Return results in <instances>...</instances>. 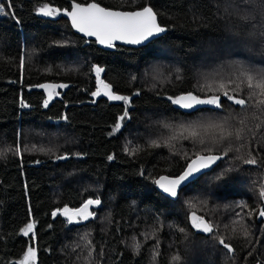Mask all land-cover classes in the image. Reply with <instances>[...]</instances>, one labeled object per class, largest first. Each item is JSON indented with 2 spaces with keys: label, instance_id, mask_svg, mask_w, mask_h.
Here are the masks:
<instances>
[{
  "label": "trees",
  "instance_id": "16d2710c",
  "mask_svg": "<svg viewBox=\"0 0 264 264\" xmlns=\"http://www.w3.org/2000/svg\"><path fill=\"white\" fill-rule=\"evenodd\" d=\"M8 2L0 0L10 13L0 14V264H15L29 247L34 264H264L257 220L264 106H256L264 97L240 106L223 95L248 99L253 90L241 82V67L264 70V7L244 21L234 11L240 0H12V9ZM72 2L151 6L166 31L138 49L102 51L74 35L60 13L37 12ZM96 66L127 103L92 95ZM189 92L217 95L220 107L183 114L169 97ZM197 155L222 159L175 199L160 195L155 180L178 176ZM250 157L257 163L243 162ZM89 199L100 200L89 206L93 216L77 223L61 216ZM193 213L212 232L197 231ZM29 223L33 230L22 235Z\"/></svg>",
  "mask_w": 264,
  "mask_h": 264
},
{
  "label": "snow or ice",
  "instance_id": "6c2138e0",
  "mask_svg": "<svg viewBox=\"0 0 264 264\" xmlns=\"http://www.w3.org/2000/svg\"><path fill=\"white\" fill-rule=\"evenodd\" d=\"M247 5V7H245ZM8 9L13 8L12 0H9ZM256 7H264V0L260 5H256V0H240V3L235 5L234 11L239 16L240 19L244 21H252L255 19L254 11ZM227 10V9H226ZM60 9L54 8L50 6L48 3H44L41 7L37 9L38 14L43 16H55L60 13ZM0 14L8 15L10 14L5 10V5L0 3ZM13 16L14 12L11 13ZM65 14L70 17L72 26L76 28L79 32L85 33L87 36H94L97 38L100 44L106 45L107 47H113L114 41H124L130 44H139L144 40H147L149 37L164 32L166 29L161 27L160 24L157 23V13L153 10L151 6H144L135 11H120L113 10L106 7H101L99 3L91 2V3H76L73 2L71 5V11L65 10ZM264 15V13H262ZM255 33H250V35H254ZM261 36H264V31L260 32ZM95 71L97 74V79L99 84L103 85V88L106 90L105 94L109 96L110 99L113 100H123L126 103L129 100V97L120 96L113 94L109 89L110 86L104 84L103 81L99 80V74L103 71L99 66L95 67ZM240 77L243 78L241 82H246V86L248 89L253 90L250 91L248 95V99L239 98L236 95H229L227 90L223 91V95L226 96L229 100L233 101L234 104L245 106L249 100H251L256 95L264 97V70H260L256 72L252 69H246L241 67ZM41 87H50L48 85H41ZM60 87H66V85H60ZM224 85L221 84L220 88L224 89ZM258 89L259 93L255 90ZM236 90L239 91L240 85L237 84ZM100 94V89L98 88L96 92H93V96H97ZM172 99L174 104H179L183 108H192L194 105L200 104H212L220 107V97L217 95H213L207 99H201L198 95H193L191 92L180 95ZM47 101H45V107H47ZM22 107H27V105L21 102ZM257 107L264 106V99H260L257 101ZM128 115L127 111H125L124 115L119 119L122 121ZM241 124L244 123L243 120L240 121ZM120 124L116 125V129H119ZM215 127H220L223 129L222 125H216ZM189 129H191V135L197 136L199 133L196 131V126L189 125ZM242 129H238L236 131V137H240V132ZM228 135H232V133H228ZM203 143V141H201ZM227 153H225L226 155ZM62 159L63 157H58ZM109 160L113 159L112 156L108 157ZM217 159H220L219 156H200L197 155L196 159L192 161L191 164L188 165L187 169L180 175L175 178H170L167 176L161 177L159 180H156L155 183L159 185L161 189L165 193L170 194L171 196H176V189L180 186V184L187 180L189 177L193 175V173L198 172L201 168L208 167L211 163L215 162ZM245 164L254 165L257 163L255 157H250L249 159H245L243 161ZM260 196L264 198V188L260 191ZM100 200H87L83 206L75 211H71L67 208L63 210L64 214L68 216L69 222H71L72 217L79 216L83 219H88L90 216L94 214L90 212V205H99ZM55 216L56 213L54 212ZM249 215H252L249 212ZM258 215L260 217H264V208L260 209ZM193 226L203 232H212V227L203 220V218L197 217L195 213L192 215ZM34 225L29 223L26 225L24 229H21L24 235H28L33 230ZM181 232L184 229H180ZM245 237L248 236L247 230L244 232ZM219 243L223 245L225 249H227L228 253H234L235 249L231 246V244L225 243L224 239L220 238ZM139 245H136L137 250H139ZM158 255V253H157ZM251 255V253H249ZM36 252L32 247L27 249L26 254L24 255V259L21 264H28L30 260L35 258ZM172 259L174 261H180L181 257L179 255L173 256Z\"/></svg>",
  "mask_w": 264,
  "mask_h": 264
},
{
  "label": "water",
  "instance_id": "95a60500",
  "mask_svg": "<svg viewBox=\"0 0 264 264\" xmlns=\"http://www.w3.org/2000/svg\"><path fill=\"white\" fill-rule=\"evenodd\" d=\"M72 3H73V2H72ZM72 3H70V6H69L68 11H71V5H72ZM90 3H91V2H90ZM134 11H135V10H134ZM60 15H61V17H62V18L68 23V26H69L71 32H72L74 35L78 36L79 38H81V39H83V40H85V41H91V42H94L95 46H96L99 50L107 51V52H112V51L114 50V47H116V46L123 47V48H127V49H138V48L143 47V46H145L146 44L150 43L151 41H153V40H155V39H157V38L163 36L164 33H165V31H164V32H161V33L155 34V35L149 37L147 40L142 41V42L139 43V44H130V43H126V42H124V41H114V42H113V45H114L113 47H107L106 45L100 44V43L98 42V40H97L96 37H94V36H87L85 33H83V32H79L76 28H74V27L72 26V23H71V19H70V17H68V16L65 14V11H61V12H60ZM157 23H158V22H157ZM98 88L100 89V94L98 95L99 98H101V99L105 100L106 102H108V103H110V104H113V105L116 104V103L118 102V100L110 99L109 96L105 94V91H106V90L103 88V85L98 84ZM109 90H110V89H109ZM110 91H111V90H110ZM111 92H112V91H111ZM112 93H113V92H112ZM113 94H115V93H113ZM185 94H187V93H185ZM185 94H180V95H185ZM115 95H117V94H115ZM180 95H178V96H180ZM178 96H177V97H178ZM201 99H207V98H201ZM206 105H207V104H200V105H194L192 108H183V107L180 106L179 104H175V106H176V108L178 109V111L181 112V113H183V114H191V113H194L195 111H197V110H199V109H202V108L205 107ZM201 156H208V155H201ZM213 156H216V155H213ZM219 157H220V156H219ZM195 159H196V157L193 158V159H191V160L187 163V165L184 167L183 171H182L180 174H182V173L187 169L188 165L191 164L192 161L195 160ZM221 159H222V158L220 157V159H217L215 162L211 163L208 167H206V168H201L198 172L193 173V175H192L191 177H189L187 180L183 181V182L180 184V186L176 189V191H177V195H178L179 191H180L184 186H186L189 182L195 180L196 178L200 177L201 175H203V174L209 172V171H210L215 165H217V163H218ZM180 174H179V175H180ZM161 177H164V176H160V177H158L156 180H159ZM174 178H175V177H174ZM156 180H155V181H156ZM154 183H155V182H154ZM155 187H156V189H157V191H158V193H159L160 195H162L163 197H165V198H167V199H169V200H173V199H175V198L177 197V195L173 197V196H171L170 194L165 193V192L163 191V189H161V188L159 187V185H157L156 183H155ZM262 208H264V203H263V207H262ZM52 217H54V215H52ZM257 220H258V221H262V222H264V217H260V216L257 214ZM196 230H197V231H200L202 234H207V233H208V232H203L202 230H199V229H197V228H196Z\"/></svg>",
  "mask_w": 264,
  "mask_h": 264
},
{
  "label": "rangeland",
  "instance_id": "374dc122",
  "mask_svg": "<svg viewBox=\"0 0 264 264\" xmlns=\"http://www.w3.org/2000/svg\"><path fill=\"white\" fill-rule=\"evenodd\" d=\"M262 202L264 203V198H262ZM61 216H63L65 218V220H66L67 223H77V222H80V221H84L85 220V219H83V218H81L79 216H74V217H72L71 222H69V218H68L67 215L64 214V212H61ZM21 234L24 235L23 232H21ZM23 259H24V256L22 257V259H20L15 264H21V262L23 261ZM28 264H34V258L32 260H30L28 262Z\"/></svg>",
  "mask_w": 264,
  "mask_h": 264
}]
</instances>
